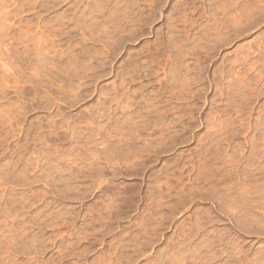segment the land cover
<instances>
[{"label": "rangeland", "instance_id": "obj_1", "mask_svg": "<svg viewBox=\"0 0 264 264\" xmlns=\"http://www.w3.org/2000/svg\"><path fill=\"white\" fill-rule=\"evenodd\" d=\"M0 264H264V0H0Z\"/></svg>", "mask_w": 264, "mask_h": 264}]
</instances>
